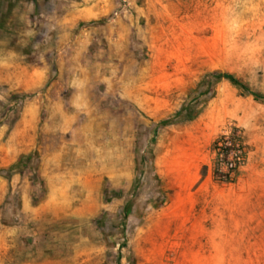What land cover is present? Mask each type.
<instances>
[{"label": "rangeland", "instance_id": "374dc122", "mask_svg": "<svg viewBox=\"0 0 264 264\" xmlns=\"http://www.w3.org/2000/svg\"><path fill=\"white\" fill-rule=\"evenodd\" d=\"M0 264H264V0H0Z\"/></svg>", "mask_w": 264, "mask_h": 264}, {"label": "built area", "instance_id": "2783aa9c", "mask_svg": "<svg viewBox=\"0 0 264 264\" xmlns=\"http://www.w3.org/2000/svg\"><path fill=\"white\" fill-rule=\"evenodd\" d=\"M246 157L241 132H232L220 138L214 146V165L219 178L233 181L237 172L245 166Z\"/></svg>", "mask_w": 264, "mask_h": 264}, {"label": "trees", "instance_id": "16d2710c", "mask_svg": "<svg viewBox=\"0 0 264 264\" xmlns=\"http://www.w3.org/2000/svg\"><path fill=\"white\" fill-rule=\"evenodd\" d=\"M216 77L219 78V79H221V80H222V79H223V80H227V81H229V82H231V83H233V84H235V85H237V86L243 87V86L240 84L239 80H237L234 76L227 75V74H225V75L219 74V75H217ZM255 97H256V99H259V96H255Z\"/></svg>", "mask_w": 264, "mask_h": 264}, {"label": "crops", "instance_id": "0c3cea01", "mask_svg": "<svg viewBox=\"0 0 264 264\" xmlns=\"http://www.w3.org/2000/svg\"><path fill=\"white\" fill-rule=\"evenodd\" d=\"M165 182H166V184H168V185H169V183H172L171 180H167V179L165 180Z\"/></svg>", "mask_w": 264, "mask_h": 264}]
</instances>
